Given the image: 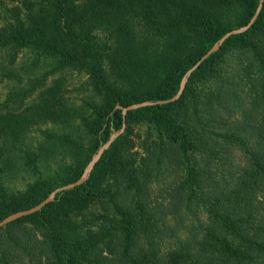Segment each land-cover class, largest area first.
<instances>
[{
	"label": "trees",
	"instance_id": "16d2710c",
	"mask_svg": "<svg viewBox=\"0 0 264 264\" xmlns=\"http://www.w3.org/2000/svg\"><path fill=\"white\" fill-rule=\"evenodd\" d=\"M259 2L0 0L5 78L18 77L11 68L28 51L38 65H52L36 80L41 87L49 74L71 69L89 77L99 98L82 118L89 155L66 166L57 182L43 179L39 156L27 152L24 165L37 179L10 191L0 144V222L78 181L126 125L85 184L0 229V264H264V5L250 30L193 73L177 102L126 117L118 109L173 98L185 74L227 33L247 25ZM41 100L30 118L2 104L0 132L11 149L35 115L69 123L57 89ZM134 126H147L141 155L132 152ZM50 137L81 154L71 134ZM238 153L243 163L234 162ZM171 174V204L153 206L152 185Z\"/></svg>",
	"mask_w": 264,
	"mask_h": 264
},
{
	"label": "rangeland",
	"instance_id": "374dc122",
	"mask_svg": "<svg viewBox=\"0 0 264 264\" xmlns=\"http://www.w3.org/2000/svg\"><path fill=\"white\" fill-rule=\"evenodd\" d=\"M11 70L18 77L8 79L0 73V114L3 113L2 104L6 103L10 106L12 112L30 118L33 112L32 109L42 101L41 95L52 88L59 91V96L62 99L58 110L61 112H67L68 110L70 115L67 124L60 122V120L53 123L44 117L35 115L32 119L34 122L24 131L25 134L19 144L16 145L18 146L17 149H11V145H14V143L0 132V144L6 150L5 161L8 167L5 185L10 191L16 193L24 191L29 183L37 179V175L32 171L30 172L24 165L27 152H35L39 156L40 176L54 182L59 180V176H61L66 166L86 160L91 142L90 137L84 131L82 118L83 115L88 114L89 104L98 103L99 98L92 90L89 77L83 72L71 69L63 70L55 73V75L49 74L45 85L41 87L36 80L42 79L44 75L52 72V65L45 64L43 61L38 65L36 56L28 51L19 56L18 61ZM32 89L34 94L29 98H25L24 92ZM68 133L72 135L76 143L78 142L82 146L83 149H81L80 155L61 147L56 139L50 137V134L63 135ZM146 134H148L147 126L133 127L131 135L133 153H139L140 155L143 153ZM234 162L243 163V158L239 153ZM175 180L176 176L171 174L152 185L150 199L153 206L157 207L159 204L169 206L171 204V199L167 195ZM95 213L96 210L91 215L94 216ZM87 217H90V215ZM91 217L87 220H91ZM169 220L175 224L174 215H171ZM164 243L167 246L172 244V247L175 245L174 240H169L167 237Z\"/></svg>",
	"mask_w": 264,
	"mask_h": 264
},
{
	"label": "water",
	"instance_id": "95a60500",
	"mask_svg": "<svg viewBox=\"0 0 264 264\" xmlns=\"http://www.w3.org/2000/svg\"><path fill=\"white\" fill-rule=\"evenodd\" d=\"M263 5H264V0H260L259 2V6L257 8V11L254 15V17L251 19V21L238 29L232 30L229 33H227L223 38H221L200 60L199 62L192 67L183 77L181 84H180V89L178 91V93L171 99L169 100H163V101H150V102H143V103H139V104H134L131 105L127 108H123V107H118V109L122 110L124 117H126V115L134 110H139L141 108H146V107H153V106H157V105H168V104H172L177 102L181 96L183 95L187 83L189 81V79L191 78V76L193 75L194 72H196L199 67L206 61L208 60L212 55L216 54L220 48L224 45V43L230 39L232 36L235 35H241L246 33L248 30H250L252 28V26L255 24V22L257 21L262 9H263ZM126 129V125L124 124L123 128L118 131L115 132L109 139V141L107 143H105L98 151L97 153L92 157L91 161L89 162V164L86 166L81 178L71 184H68L66 186L60 187L58 189H56L54 192H52L49 197L47 199H45L43 202H41L39 205L29 209V210H25V211H20L17 212L9 217H7L6 219H4L3 221L0 222V229L6 227L7 225H9L10 223H13L23 217H27L30 215H33L39 211H41L45 206H47L48 204L52 203L55 201L56 197L58 194H61L65 191H71L76 189L79 186H82L83 184H85L89 178L90 175L92 174L95 166L97 165V163L101 160V158L103 157V155L105 154L106 151H108L111 146L113 145V143L122 135L124 134Z\"/></svg>",
	"mask_w": 264,
	"mask_h": 264
}]
</instances>
